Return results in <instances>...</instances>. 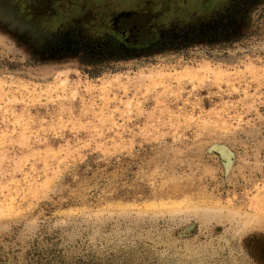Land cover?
<instances>
[{
    "label": "rangeland",
    "instance_id": "374dc122",
    "mask_svg": "<svg viewBox=\"0 0 264 264\" xmlns=\"http://www.w3.org/2000/svg\"><path fill=\"white\" fill-rule=\"evenodd\" d=\"M0 264H264V0H0Z\"/></svg>",
    "mask_w": 264,
    "mask_h": 264
},
{
    "label": "trees",
    "instance_id": "16d2710c",
    "mask_svg": "<svg viewBox=\"0 0 264 264\" xmlns=\"http://www.w3.org/2000/svg\"><path fill=\"white\" fill-rule=\"evenodd\" d=\"M221 32V31H220ZM221 33H223V32H221ZM219 36H221L222 37V34H220Z\"/></svg>",
    "mask_w": 264,
    "mask_h": 264
}]
</instances>
